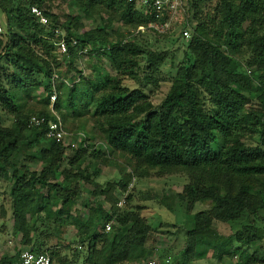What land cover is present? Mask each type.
<instances>
[{"label":"trees","instance_id":"16d2710c","mask_svg":"<svg viewBox=\"0 0 264 264\" xmlns=\"http://www.w3.org/2000/svg\"><path fill=\"white\" fill-rule=\"evenodd\" d=\"M55 1L26 0L17 4L18 0H0L8 21V40L0 37V108L16 119L13 127L4 126L0 120V173L13 170L15 232L22 233L26 241L36 228L33 220L45 212L62 226L77 227L79 243L88 245L82 264L144 262L148 258L146 244L151 226L139 214H119L117 199L108 196L126 190L130 174L117 184L110 182L106 188H96V195L115 201L111 209L118 224L113 232L103 231L113 218L111 214L91 211L84 220L71 212L74 197H80L85 184L93 182L99 173L97 169L90 172V164L84 161L108 159L120 153L141 178L153 170L161 175L186 173L190 183L178 196L186 201L188 212L201 201L213 204L195 214L194 227L175 264L182 258L192 262L198 252L207 250L221 261L229 256L238 258L236 264H264V252L258 247L264 241V226L249 224L230 236L213 228L215 221H238L244 214L255 216L264 211V0H185L186 26L193 27L192 37L170 90L157 106L150 101L146 88L152 84L148 72L157 63L162 64L163 53L152 52L136 39L125 41L122 37L111 42L108 24L96 28L89 40L78 33L76 15L70 14L60 22V16L51 11ZM72 2L74 7L87 11L106 9L133 29L144 27L137 34L154 31L149 25L156 18L125 0ZM33 7L43 11L48 27L32 14ZM56 28L64 33L67 42L73 38L78 41L76 47H69L66 56L67 73L76 71L78 83L61 72L62 61L56 60L60 40L54 35ZM155 34L169 37L168 33ZM135 36L132 37L138 38ZM88 47L91 49L87 54L93 59L107 58L116 73L126 74L138 85H125L121 78L106 71L87 76L76 62L79 53ZM146 55L149 62L145 75L138 78L136 70ZM245 56L248 58L244 61ZM55 75L60 79L54 81ZM65 76L69 83L63 80ZM42 86L46 92L41 101L43 109L26 111L24 101ZM53 86L58 91L55 111L73 134L79 132L71 131L67 121L69 117L80 119L75 127L86 135V145L82 141L72 149L49 140L46 126L28 127L33 116L54 118L50 104ZM89 123L94 127L86 132ZM28 128L30 133L26 132ZM90 134L100 138L106 152L90 143ZM254 134L257 142L247 143L248 135ZM219 139L222 148L216 151ZM20 156L23 160L18 166ZM31 164L39 169L32 170ZM63 174L75 180L72 188L58 186ZM252 247L254 254L247 250ZM30 250L48 253L53 264L58 257L42 246ZM19 259L20 255L6 256L0 264H15ZM169 263L167 260L161 264Z\"/></svg>","mask_w":264,"mask_h":264},{"label":"rangeland","instance_id":"374dc122","mask_svg":"<svg viewBox=\"0 0 264 264\" xmlns=\"http://www.w3.org/2000/svg\"><path fill=\"white\" fill-rule=\"evenodd\" d=\"M26 0H18L21 3ZM30 0H27L28 3ZM51 11L60 16V22L66 21L70 14L76 15V21L79 23L77 31L80 35L85 34L89 40L93 39V31L102 25H109V40L115 42L122 37L127 40H135L138 44L146 46L152 52H162L165 56L164 61L160 65L157 63L150 74L151 86L146 88V92L150 97V101L155 105H159L167 95L172 81L176 76L178 69L183 62V54L187 49L188 43L192 37V28L187 25V7L182 13L179 20L166 31L162 32L161 28L148 30L145 33L137 34L138 29H133L131 26L124 25L117 15L109 13L106 9L97 8L92 11L83 10L73 6L72 0H56L51 3ZM3 10L0 8V20L5 18ZM186 27V28H185ZM189 31V36L185 37L184 31ZM168 33V38L158 37L155 32ZM183 32V36H182ZM136 35V36H135ZM135 36L138 38H133ZM6 42L7 32L0 35ZM91 48L88 47V51ZM248 56L244 57V61ZM56 60L61 64V72L64 75L77 77L76 71L67 73V58H61L56 54ZM140 69L136 70L138 78H143L145 75V66L149 62V57L140 59ZM66 61V62H65ZM79 68L86 71L87 76H97L98 73L106 71L118 78H121L125 85L136 87L138 83L131 80L126 74L116 73L107 58L93 59L88 54H81L76 62ZM66 79V76L64 77ZM67 79V80H68ZM2 83L6 86V81L2 79ZM46 97L44 87L35 90L30 98L24 101L26 111L39 112L43 109L42 100ZM77 117H69L67 121L68 128L71 131L82 132L80 128H76L80 122ZM0 120L6 127H13L15 117L2 111L0 108ZM86 132H91L93 124L89 123ZM30 133V129L27 131ZM247 143L257 142L256 135H248ZM90 143L96 145L99 149L106 152L100 138L94 137L91 134L88 137ZM216 151L222 148V142L219 139L216 143ZM30 151V150H29ZM32 153V152H30ZM113 155V156H112ZM110 155V158L94 160L92 158L86 159L83 164H90L89 171L99 170L95 180L91 183L85 184L83 193L79 197H74V204L72 205V215L74 217L81 216L87 220L91 211H98L100 213L111 214L114 220L113 230L117 226V216L113 213L111 206L115 203L101 195H96L97 186L106 188L110 182L117 184L121 179L126 178L130 174L131 179L126 190H118L117 192L108 196H114L117 199V208L119 214H126L133 212L142 216L152 228V233L147 241L146 249L148 258L141 263L146 264L150 260H156L159 263L169 261V264H175V259L179 257L181 251L186 245V239L190 229L194 227L195 214L208 210L212 207V202L201 201L196 204L192 212L187 211L186 201H181L179 194L183 192L184 188L190 183V178L186 173L180 172L171 175H161L158 171L153 170L149 172L148 177H139L133 168L132 163L129 162L124 154L116 153ZM23 158L20 156L16 162L20 166ZM32 170L39 169L36 164H31ZM12 169H8L0 173V262L6 257H18L24 250L32 249L33 246H42L43 250H48L58 254L54 259V264H61L62 261L74 262L75 264H82L88 252V245L82 246L79 243V236L77 234V227L72 225H60L54 222V216H47L45 212L41 213L36 220V228L28 234L26 241L23 239L22 233L15 232V215L11 196L13 188ZM59 187L62 184L73 187L75 180L68 178L67 174H63L59 179ZM126 197L124 206L120 207L119 202L121 197ZM163 196V197H162ZM164 199V203L160 200ZM171 205V207H168ZM61 205L55 208H59ZM80 212H79V211ZM264 211H260L258 215L244 214L238 221L220 222L215 221L213 228L224 236H230L241 230L244 226L254 224L258 227L264 226ZM110 220V221H111ZM259 248L264 252V241L259 243ZM250 254H254L255 248L247 249ZM196 255V254H195ZM238 258H231L224 256L223 260H218L212 250L198 252L193 257L192 262L181 259L179 264H236ZM146 262V263H145Z\"/></svg>","mask_w":264,"mask_h":264},{"label":"built area","instance_id":"2783aa9c","mask_svg":"<svg viewBox=\"0 0 264 264\" xmlns=\"http://www.w3.org/2000/svg\"><path fill=\"white\" fill-rule=\"evenodd\" d=\"M130 4L136 6L144 11L145 14L154 16L156 21L149 25L152 29L161 28L166 32L174 22L179 20L185 8V0H125ZM32 14L39 19V22L45 26H49V20L44 15L43 11L38 7L32 8ZM6 30L5 18L0 20V35H2ZM144 30V27H140L138 31ZM137 31V32H138ZM54 35L56 38H60V40L56 44V54L61 58H65L69 54V47H76L78 41L76 39H72L70 42L64 38V33L56 28L54 30ZM185 37L189 36V31H184ZM88 49H84L79 54H87ZM67 58V57H66ZM59 76L55 75L53 80H59ZM62 80V79H61ZM66 83H69V80L64 79ZM79 77L75 76L73 79V83H78ZM58 91L55 86H53L52 95L50 97L51 104V112L54 116L53 119H49L44 116H33L28 121L29 128H38L42 126H46V137L54 141L56 143L64 144L65 146L71 147L72 149L78 148L79 142L84 141L86 145L87 137L84 133L79 132L73 134L68 131L65 127L64 121L62 117L55 111L54 104L57 100ZM126 202V197H121L119 206H124ZM114 220L109 221L104 226L103 231L105 233H110L113 230ZM17 264H53V260L48 253H35L30 249L24 250L20 255V260ZM147 264H161L156 260H150Z\"/></svg>","mask_w":264,"mask_h":264},{"label":"water","instance_id":"95a60500","mask_svg":"<svg viewBox=\"0 0 264 264\" xmlns=\"http://www.w3.org/2000/svg\"><path fill=\"white\" fill-rule=\"evenodd\" d=\"M5 16V23H6V26L8 27V21L6 19V14L4 15Z\"/></svg>","mask_w":264,"mask_h":264},{"label":"crops","instance_id":"0c3cea01","mask_svg":"<svg viewBox=\"0 0 264 264\" xmlns=\"http://www.w3.org/2000/svg\"><path fill=\"white\" fill-rule=\"evenodd\" d=\"M8 257H10V256H8ZM11 258V257H10ZM13 258V257H12ZM20 260V259H19ZM19 260H16L17 262L15 263V264H17L18 262H19Z\"/></svg>","mask_w":264,"mask_h":264}]
</instances>
